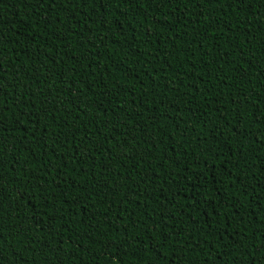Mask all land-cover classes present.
I'll return each instance as SVG.
<instances>
[{"label":"trees","instance_id":"16d2710c","mask_svg":"<svg viewBox=\"0 0 264 264\" xmlns=\"http://www.w3.org/2000/svg\"><path fill=\"white\" fill-rule=\"evenodd\" d=\"M0 264H264V0H0Z\"/></svg>","mask_w":264,"mask_h":264}]
</instances>
